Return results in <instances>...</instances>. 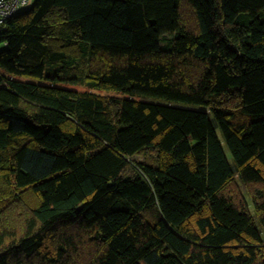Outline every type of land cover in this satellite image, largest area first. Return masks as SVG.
I'll use <instances>...</instances> for the list:
<instances>
[{
	"label": "trees",
	"instance_id": "obj_1",
	"mask_svg": "<svg viewBox=\"0 0 264 264\" xmlns=\"http://www.w3.org/2000/svg\"><path fill=\"white\" fill-rule=\"evenodd\" d=\"M0 46V264H264V0H36Z\"/></svg>",
	"mask_w": 264,
	"mask_h": 264
},
{
	"label": "rangeland",
	"instance_id": "obj_2",
	"mask_svg": "<svg viewBox=\"0 0 264 264\" xmlns=\"http://www.w3.org/2000/svg\"><path fill=\"white\" fill-rule=\"evenodd\" d=\"M27 8H29V5L24 7V8H21L19 12H21ZM181 19H182V22L186 23L187 25H190V26L195 25L194 13H193L192 9L184 1L182 2V7H181ZM2 49H3V46H0V50H2ZM191 69H192V71H190V72L193 74L195 69L193 67ZM80 89H82V88H80ZM218 134L221 137V139H223V133H222L220 128H218ZM225 148H226V151H227L229 157L232 160L230 150L227 148V146H225ZM257 186H259V185L254 184V183L253 184L252 183L251 184H243L237 179L236 184L234 186H232V190L229 192L236 193L237 195H239V197H241V199H245V196H246L250 201L251 193L255 191ZM6 203H7V201L0 202V208L2 206H4ZM16 219L17 218H14V220H16Z\"/></svg>",
	"mask_w": 264,
	"mask_h": 264
},
{
	"label": "built area",
	"instance_id": "obj_3",
	"mask_svg": "<svg viewBox=\"0 0 264 264\" xmlns=\"http://www.w3.org/2000/svg\"><path fill=\"white\" fill-rule=\"evenodd\" d=\"M30 0H0V32L6 22L21 8L29 5Z\"/></svg>",
	"mask_w": 264,
	"mask_h": 264
},
{
	"label": "crops",
	"instance_id": "obj_4",
	"mask_svg": "<svg viewBox=\"0 0 264 264\" xmlns=\"http://www.w3.org/2000/svg\"><path fill=\"white\" fill-rule=\"evenodd\" d=\"M36 0H30V2H29V7L30 6H32L33 4H34V2H35ZM28 6V5H27ZM26 7V6H25ZM24 8V7H23ZM25 10V9H24Z\"/></svg>",
	"mask_w": 264,
	"mask_h": 264
}]
</instances>
